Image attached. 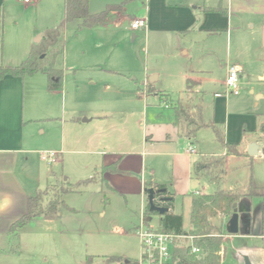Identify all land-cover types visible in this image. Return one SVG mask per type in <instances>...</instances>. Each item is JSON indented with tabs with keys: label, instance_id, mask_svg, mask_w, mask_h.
I'll return each instance as SVG.
<instances>
[{
	"label": "rangeland",
	"instance_id": "374dc122",
	"mask_svg": "<svg viewBox=\"0 0 264 264\" xmlns=\"http://www.w3.org/2000/svg\"><path fill=\"white\" fill-rule=\"evenodd\" d=\"M121 2L123 13L121 17L116 16L117 20L113 16L105 23L77 29L79 20L74 19L66 22L61 33L64 46L54 62L55 67L62 70L64 86H69L73 80L87 82L90 77L93 83H85L84 89L91 100V112L103 108L108 118L97 136H93L90 152H71L72 147L80 146L66 139L57 161L46 163L39 154L32 155L26 176H33L32 183L27 181L32 194L38 188L61 183L71 184L75 189L61 194L60 198L70 208L61 206L58 217H34L26 223L20 238L23 257L41 256L45 264H160L152 251H146L145 259L142 257L145 248L137 230L156 228L157 215L144 220L147 199L143 187L141 190L138 185L140 179L146 183H164L174 193V211L182 214L186 229L190 226V195L196 190L211 192L215 189L208 180L192 177L193 173L184 177L187 162L194 154L187 156L183 152L194 150L195 146L193 149L182 140L145 141V135L157 137L164 133L166 123L159 118V111L167 115L173 110L165 109L158 98L187 111H192L199 99L195 91L191 97L187 90L178 96L185 86L178 70H166L171 65L169 48L152 43L151 34L147 35L144 28L130 29L132 18H141L145 12L143 0H89V8L91 12H98L107 4ZM5 4V39L10 41L12 49H28L29 42L38 44L37 36L42 37L46 28L58 26L65 15L64 0H31L29 3L5 0ZM15 59L13 61L18 62L20 57ZM154 74L158 75L156 80L147 84L146 80ZM163 90L175 99L161 94ZM60 109L59 104V112ZM207 132L211 134L206 129L201 132V140L211 146ZM56 136L59 134L39 135L35 149L59 151ZM110 157L113 161H107ZM108 162H116L122 170L112 172L121 176L112 178V184L108 181L113 188L102 181L107 171H100L102 164ZM258 162L254 163V170L259 173L262 164ZM124 163H129L131 170L122 168ZM238 164L230 163L221 187L242 183L247 169ZM175 174H181V179L173 180ZM88 177L94 179L76 185L77 181ZM243 200L251 204V230L255 234L227 235L221 264H244V254L253 264H258L254 255L264 260L260 202L256 198ZM215 220L223 225L228 221L223 217ZM167 244L170 249V242ZM169 263L170 260L162 262Z\"/></svg>",
	"mask_w": 264,
	"mask_h": 264
},
{
	"label": "crops",
	"instance_id": "0c3cea01",
	"mask_svg": "<svg viewBox=\"0 0 264 264\" xmlns=\"http://www.w3.org/2000/svg\"><path fill=\"white\" fill-rule=\"evenodd\" d=\"M143 1L145 12L141 18L146 20L144 29L147 35L151 34L152 43L169 48L171 65L166 70H178V75L184 81L185 87L178 96L187 90L190 91L189 97H191L195 91L194 95L199 99L197 104L201 105L204 120L211 121L219 128L225 141L238 144L239 154L226 155V173L230 163L234 165L239 163L238 165L247 169V175L244 176L242 183L226 188H244L250 175L258 186H264V132L260 130V124L264 121V0ZM218 6L222 10L206 9V7ZM122 9L110 11L103 23L113 16L121 17ZM5 10V0H0V63L16 65L27 56L34 43L29 42L28 49L17 47L12 49L10 41L5 39ZM89 11L91 12L90 8ZM117 17L114 20H117ZM19 57L18 62L13 61ZM230 65H237L240 68L237 95L221 93L224 90V81ZM73 72L75 73V70ZM157 76L155 74L150 76L146 83L151 85ZM63 80L62 73V89L59 92L48 89L47 76L41 72L22 76L6 75L0 80V248L7 247L10 225L25 213L27 198L32 195L27 181L32 183L33 176L30 178L26 176L32 155L37 153L40 157L39 149H35L38 136L44 134L51 137L53 133L59 134L56 138L59 141L58 148L61 149H58L57 160L62 154L66 139L68 143L80 146V148L72 147L71 152L85 154L90 152L93 136H97L104 127L103 121L108 118L103 108L91 112V100L84 89L85 83H93L90 77L87 82L73 80V83L67 87L64 86ZM162 92L169 94L164 90ZM216 93L221 94L216 95ZM158 99L159 103L167 105H164L165 109L173 110L167 115L159 111V118L166 123L164 133L157 137L145 135V141L173 143L182 140L193 149L195 146L194 150L183 152V155L187 156L194 154V158L187 162V172L184 177L193 173V162L198 154L225 152L217 141L212 127H201L194 135H188L186 118L189 114L185 112L177 116V105L170 106L164 99ZM170 99L175 98L170 96ZM98 103L95 102V105ZM205 129L211 131V134L207 132L211 146L206 142L202 143L201 132ZM251 138H254L257 144V154L254 156L247 153ZM100 144L99 142L96 146L99 147ZM94 152L100 151L94 150ZM113 159L110 157L107 161ZM256 161L262 164L259 173L254 170ZM122 168L131 170L132 167L129 163H124ZM191 176L194 177L193 174ZM115 177L121 178L118 173L107 172L103 176L111 184L112 178ZM177 179H181V174L173 175V180ZM145 184H150V187L154 188L155 185L162 184L170 192L164 183L158 181L146 183L140 179L138 185L141 190L143 187V192ZM144 195L147 199L145 192ZM189 199L191 202V195ZM146 204L147 200H145L143 217ZM248 206L250 211H246L243 217L246 218L248 215L251 230L252 207L251 204ZM170 210L175 212L174 205ZM37 217L42 216L35 218ZM25 225L19 230L20 238ZM263 232L264 216L261 221V233ZM249 234L255 233L251 230ZM262 238L264 239V236ZM22 251L19 239V249L16 253L0 252V264L47 263L40 258L41 256L23 257ZM261 252L264 253V249H261ZM253 259L258 264H264V260H258L255 255Z\"/></svg>",
	"mask_w": 264,
	"mask_h": 264
},
{
	"label": "trees",
	"instance_id": "16d2710c",
	"mask_svg": "<svg viewBox=\"0 0 264 264\" xmlns=\"http://www.w3.org/2000/svg\"><path fill=\"white\" fill-rule=\"evenodd\" d=\"M123 2L107 4L103 10L91 13L89 11V0H64L65 15L59 25L46 28L39 43L32 44L27 56L20 63L16 65L0 63V80L6 75L22 76L41 72L47 76L48 89L52 92H59L62 89V70L55 67L54 61L56 56L63 50L64 39H62L61 33L66 22L79 19L77 29L102 24L110 11L123 8ZM206 9L222 10L220 6L206 7ZM161 94L169 96L167 93L162 92ZM176 110L177 116L185 112L189 114L186 118L188 125L186 133L190 136L194 135L201 127H212L217 141L225 149V155L213 152L198 154L193 162L194 177L199 180L201 178L208 180L215 185V189L211 192L198 191L191 194L190 228L188 230L183 228L182 214L170 210L173 205V193L167 190L157 195L156 203L169 207V211L157 214V212L150 211L148 204H146L144 220L150 215L157 214L158 222L155 230L173 236L169 264H221L226 251V236L229 233L226 229V222V225H223L215 219L218 217L229 219L233 213V204L236 203L244 220L239 233H251L249 229L250 219L248 215H246V218L243 217L246 211H250V206L243 198H257L260 202L263 218L264 186H258L250 175L244 188L221 187L220 185L226 174L225 156L238 154V144L225 141L222 131L211 121L206 122L204 120L200 104H196L192 111H187V109L178 106H176ZM260 130L264 132V121L260 124ZM106 171L112 173L122 170L117 167L116 162H113L102 166L101 173ZM93 179L94 177L80 179L76 182V185L87 183ZM102 181L108 188H112L104 178H102ZM67 184L61 183L60 185H51L45 189H37L34 194L28 196L26 211L11 223L8 231V245L6 248H0V252H17L20 239L19 230L32 218L42 216L52 219L59 216L61 206L70 208L60 198L61 194L75 189L71 184ZM146 187H150V184H145L144 188ZM155 188H165V186L159 184L155 185ZM162 196H166L167 199H161ZM192 247H197L199 251L197 253L192 252ZM144 256L142 254V257Z\"/></svg>",
	"mask_w": 264,
	"mask_h": 264
},
{
	"label": "built area",
	"instance_id": "2783aa9c",
	"mask_svg": "<svg viewBox=\"0 0 264 264\" xmlns=\"http://www.w3.org/2000/svg\"><path fill=\"white\" fill-rule=\"evenodd\" d=\"M23 2H29L31 0H22ZM146 26L145 18H135L130 23V27L132 30H137L140 28H144ZM239 71L240 68L237 65H230L227 70V75L224 81V90L221 93L226 95H237L239 93ZM221 93H216V95H220ZM167 106L166 104H164ZM58 151L56 150H45L40 151V158L46 163H51L57 160ZM137 233L140 234L143 245L146 251L153 252L159 258L160 264L162 262H168L171 260V248L168 247V242L172 244L173 236L171 234L158 232L155 229H138ZM199 249L197 247H192V252H198ZM146 258V255L143 257Z\"/></svg>",
	"mask_w": 264,
	"mask_h": 264
},
{
	"label": "water",
	"instance_id": "95a60500",
	"mask_svg": "<svg viewBox=\"0 0 264 264\" xmlns=\"http://www.w3.org/2000/svg\"><path fill=\"white\" fill-rule=\"evenodd\" d=\"M135 36V34H133ZM41 39V36H37V41ZM43 57V55H42ZM247 153L249 155H256L257 154V144L254 138H251L249 147L247 149ZM66 179V178H64ZM166 188H154V187H146L144 188V192L147 198V204L150 211L157 212V214H163L164 212L169 211V207L164 205H158L156 203V198L158 194L164 192ZM161 199H167L166 196H162ZM242 210V209H241ZM150 217H147L146 220H149ZM243 218L241 217L240 208L236 206V203L233 204V213L231 214L230 218L227 221L226 229L229 234H238L241 231V224L243 223ZM243 262L244 264H253L249 259L247 254L243 255Z\"/></svg>",
	"mask_w": 264,
	"mask_h": 264
}]
</instances>
